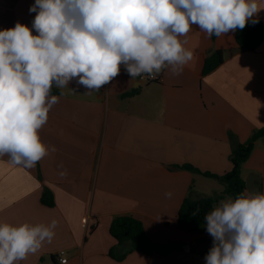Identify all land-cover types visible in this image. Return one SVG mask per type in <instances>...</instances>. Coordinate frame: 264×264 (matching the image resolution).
<instances>
[{"label": "crops", "instance_id": "crops-1", "mask_svg": "<svg viewBox=\"0 0 264 264\" xmlns=\"http://www.w3.org/2000/svg\"><path fill=\"white\" fill-rule=\"evenodd\" d=\"M34 3L0 0V30L17 22L31 29ZM258 3L264 7V0ZM258 19L264 23V9ZM181 39L193 52L181 75L164 70L160 82L144 83L121 66V74L99 92L72 81L39 130L41 140L57 151L31 169L0 157V223L58 221L51 243L18 264H62L61 252L66 264H205L213 238L207 231L185 232L177 214L186 199L212 197L224 188L217 179L183 167L223 176L233 168V144L264 128V43L244 51L236 30L208 38L196 26ZM215 51L223 53L224 62L204 75L206 58ZM250 175L259 177L264 194V139L242 167L245 181ZM47 190L53 207L42 203ZM118 216L135 217L152 242L179 250L113 259V249L121 256L129 248L110 233Z\"/></svg>", "mask_w": 264, "mask_h": 264}, {"label": "clouds", "instance_id": "clouds-1", "mask_svg": "<svg viewBox=\"0 0 264 264\" xmlns=\"http://www.w3.org/2000/svg\"><path fill=\"white\" fill-rule=\"evenodd\" d=\"M262 9L258 0H35L31 29L17 22L0 30V157L31 169L57 151L39 135L59 102L53 85L62 90L75 81L99 92L121 66L131 79H155L164 70L179 76L193 59L181 39L193 26L220 37L259 23ZM204 219L213 238L205 264H264V194L245 189L220 200ZM57 226L56 219L0 223V264L37 253Z\"/></svg>", "mask_w": 264, "mask_h": 264}, {"label": "trees", "instance_id": "trees-1", "mask_svg": "<svg viewBox=\"0 0 264 264\" xmlns=\"http://www.w3.org/2000/svg\"><path fill=\"white\" fill-rule=\"evenodd\" d=\"M216 36L214 35V38ZM236 41L241 50L255 51L264 43V23H248L243 29H236ZM224 62V56L221 51H215L208 55L204 66V75H208ZM140 77H136L139 80ZM62 90L52 88L51 95L59 96ZM130 94L126 95L129 96ZM264 139V128L253 133L251 138L245 143H234L231 155L233 168L230 172L223 176L212 175L209 173H201L197 169L186 166V170L194 171L208 178H214L219 181L224 190L221 194L212 197L192 201L186 199L182 204L177 220L179 227L187 233H203L206 231L205 214L211 211L218 202L226 197L233 199L242 193L246 187V181L242 177V167L251 157L256 142ZM182 168V167H177ZM42 203L48 207L54 206V198L50 191H46L42 197ZM112 237L117 241L118 245H128V251L117 256L114 249L110 252V256L117 260H124L125 257L132 252H139L145 255L158 254L168 256L179 250V246L174 244L160 245L152 242L146 235L144 225L141 221L133 216H118L110 227Z\"/></svg>", "mask_w": 264, "mask_h": 264}, {"label": "water", "instance_id": "water-1", "mask_svg": "<svg viewBox=\"0 0 264 264\" xmlns=\"http://www.w3.org/2000/svg\"><path fill=\"white\" fill-rule=\"evenodd\" d=\"M246 187L253 193H261L259 177L257 175H250L246 180Z\"/></svg>", "mask_w": 264, "mask_h": 264}, {"label": "built area", "instance_id": "built-area-1", "mask_svg": "<svg viewBox=\"0 0 264 264\" xmlns=\"http://www.w3.org/2000/svg\"><path fill=\"white\" fill-rule=\"evenodd\" d=\"M139 81L144 82V83L160 82L161 81V77L157 76L155 79H150V78L147 77V75H144V76L139 78ZM84 221H85V223H87V219H85ZM64 256H65V252H61L59 254L60 262L62 264H66L67 263V259L63 258Z\"/></svg>", "mask_w": 264, "mask_h": 264}]
</instances>
